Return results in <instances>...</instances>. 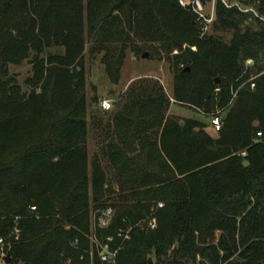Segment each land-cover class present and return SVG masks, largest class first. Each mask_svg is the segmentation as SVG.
<instances>
[{
    "label": "trees",
    "instance_id": "trees-1",
    "mask_svg": "<svg viewBox=\"0 0 264 264\" xmlns=\"http://www.w3.org/2000/svg\"><path fill=\"white\" fill-rule=\"evenodd\" d=\"M215 1L202 34L176 0H0V256L106 264L89 248L90 214L111 208L97 239L133 226L115 264H264V24ZM236 3L264 17V0ZM127 48L174 67V101L224 111L217 136L167 116L160 89L142 82L108 124L135 133L140 150L112 146L106 167L89 163L85 52L116 84ZM24 62L26 90L9 72ZM251 77L255 89L231 100ZM151 217L154 230L134 227Z\"/></svg>",
    "mask_w": 264,
    "mask_h": 264
},
{
    "label": "rangeland",
    "instance_id": "rangeland-1",
    "mask_svg": "<svg viewBox=\"0 0 264 264\" xmlns=\"http://www.w3.org/2000/svg\"><path fill=\"white\" fill-rule=\"evenodd\" d=\"M208 3L206 5L205 12L209 14L212 7H215V0H206ZM227 1V0H225ZM214 9V8H213ZM201 27L202 34H210L212 32V27H208L204 32ZM195 51L194 47H191ZM125 58L121 65V72L119 80L116 84L111 83L105 76L104 69L100 63V56L91 57L85 52V59L83 62L84 70L86 73V100L88 102L87 109V151L89 155V163L92 162L94 158L102 163L104 167L106 163L107 155L109 154V147H116L119 149H125V143L130 136L127 133L123 138L118 127L113 125L108 126L111 122L112 116L115 112L119 111L123 106L124 100L127 97L129 91L135 87L137 84L142 82H148L156 85L160 89L164 98L168 100L166 115L178 118L181 122L187 119H194L199 122L203 130L206 131L212 137H216V132L210 127V120L214 115H218L223 120L224 111L215 109L213 113L204 114L201 110L194 109L185 104H179L174 101L172 97L173 92V75L174 67L170 66L168 62L162 57L157 55H152L148 50H142L141 53H135L132 48H127L125 51ZM148 52L147 58H141L142 53ZM178 51L174 50L173 54ZM172 54V55H173ZM9 72L15 74L20 87L26 90L24 86V80L28 78L31 74L30 64L24 62L20 66L12 65L9 67ZM245 85L240 84L237 90L231 93V100L235 99L233 96L237 95L239 90ZM110 101L111 107L107 111H103L100 106V101L102 100ZM199 128H195L197 131ZM123 136V135H122ZM261 139V133H257L256 139ZM136 146L138 151L139 141L136 137ZM107 179L111 184L112 188H117L115 182H113V176L109 169L106 168ZM95 212H91V234L89 236V248H96L97 244L101 242L95 236V223L94 219L96 217ZM18 228V227H17ZM95 238V239H94ZM8 253H2L0 256V264H4L3 258ZM11 258V257H10ZM151 261H154L153 257ZM12 262V261H11Z\"/></svg>",
    "mask_w": 264,
    "mask_h": 264
},
{
    "label": "built area",
    "instance_id": "built-area-1",
    "mask_svg": "<svg viewBox=\"0 0 264 264\" xmlns=\"http://www.w3.org/2000/svg\"><path fill=\"white\" fill-rule=\"evenodd\" d=\"M204 4L200 2V0H176L178 2L179 6L186 10L187 12H191L196 20L199 22V24L202 25L203 32L212 25L214 22V7H212V10L209 14H206L205 9L207 5V1L204 0ZM224 3L226 7L234 6L236 7L240 12L242 13H251L254 16L258 17L264 24V17L258 16V13L250 6H244L242 4L236 3L232 5H228L227 1L220 0ZM251 60H247L245 62L246 67H251L252 65ZM255 77H251L250 79L246 80V82L243 83V85L249 84V87L251 90L255 89V83L254 80ZM215 92H219V88L215 89ZM234 98L235 95L233 96ZM100 106L103 111H107L110 109L111 104L110 101L104 99L100 101ZM210 127L213 131L219 132L221 128V119L218 115H214L210 120ZM242 156L245 155V152L241 153ZM161 203L157 205V208H162ZM34 209V207H32ZM96 217L94 219L95 226L97 228H106L110 225V222L113 217V211L111 208L103 209L98 211L96 214ZM134 227H141L144 229L154 230L156 227V220L155 218H146L143 221H139L136 223ZM132 228L133 226L126 227V228H118L114 234V236H110L104 239V241H101L97 244V251H98V257L102 263L106 264H115V258L118 254V251L122 249V245L129 241L132 234ZM95 237V236H94ZM95 239V238H94ZM117 240V244L113 247L112 245ZM2 240H0L1 244ZM76 244V243H75ZM92 255V253H91Z\"/></svg>",
    "mask_w": 264,
    "mask_h": 264
},
{
    "label": "water",
    "instance_id": "water-1",
    "mask_svg": "<svg viewBox=\"0 0 264 264\" xmlns=\"http://www.w3.org/2000/svg\"><path fill=\"white\" fill-rule=\"evenodd\" d=\"M200 2H202L204 4V0H200ZM148 52H144L141 55V58H147L148 57ZM215 82L218 83V79L215 80ZM125 149L127 154H132L138 151L137 146H136V134L135 133H131L130 136L128 137L126 143H125ZM244 165H248V162L244 161ZM3 261L5 264H11V259H10V255L7 254L4 258Z\"/></svg>",
    "mask_w": 264,
    "mask_h": 264
},
{
    "label": "crops",
    "instance_id": "crops-1",
    "mask_svg": "<svg viewBox=\"0 0 264 264\" xmlns=\"http://www.w3.org/2000/svg\"><path fill=\"white\" fill-rule=\"evenodd\" d=\"M11 259V258H10ZM12 263V262H11ZM5 264V263H4Z\"/></svg>",
    "mask_w": 264,
    "mask_h": 264
}]
</instances>
